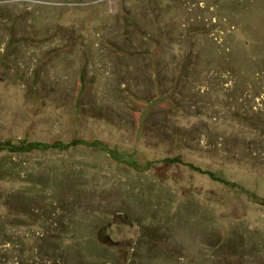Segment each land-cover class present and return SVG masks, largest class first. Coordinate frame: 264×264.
I'll list each match as a JSON object with an SVG mask.
<instances>
[{
	"label": "rangeland",
	"instance_id": "rangeland-1",
	"mask_svg": "<svg viewBox=\"0 0 264 264\" xmlns=\"http://www.w3.org/2000/svg\"><path fill=\"white\" fill-rule=\"evenodd\" d=\"M0 264H264V0H0Z\"/></svg>",
	"mask_w": 264,
	"mask_h": 264
},
{
	"label": "bare ground",
	"instance_id": "bare-ground-1",
	"mask_svg": "<svg viewBox=\"0 0 264 264\" xmlns=\"http://www.w3.org/2000/svg\"><path fill=\"white\" fill-rule=\"evenodd\" d=\"M27 39H29V38H27ZM79 109V108H78Z\"/></svg>",
	"mask_w": 264,
	"mask_h": 264
}]
</instances>
